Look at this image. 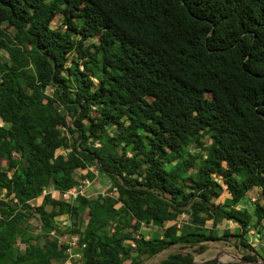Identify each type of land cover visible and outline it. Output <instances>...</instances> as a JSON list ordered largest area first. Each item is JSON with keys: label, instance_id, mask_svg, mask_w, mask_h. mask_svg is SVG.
Returning a JSON list of instances; mask_svg holds the SVG:
<instances>
[{"label": "trees", "instance_id": "trees-1", "mask_svg": "<svg viewBox=\"0 0 264 264\" xmlns=\"http://www.w3.org/2000/svg\"><path fill=\"white\" fill-rule=\"evenodd\" d=\"M0 50V264H62L65 233L77 264L230 235L264 261L245 238L264 233V0H0ZM89 166L106 192L64 201ZM253 187L251 212L236 207ZM222 219L236 231L218 235Z\"/></svg>", "mask_w": 264, "mask_h": 264}, {"label": "rangeland", "instance_id": "rangeland-1", "mask_svg": "<svg viewBox=\"0 0 264 264\" xmlns=\"http://www.w3.org/2000/svg\"><path fill=\"white\" fill-rule=\"evenodd\" d=\"M49 25H50V27L55 28V29L62 26L60 24V17L58 14H56L52 18ZM92 40L93 39H91V38L86 39L85 43H89ZM0 55L3 58H5L6 54L3 50H0ZM56 152H58V151H56ZM62 152H64V151H62ZM89 169L92 170L95 175L91 180L89 179V181H90L89 184L83 188V195L87 196V195H92L93 193H96V192L97 193L106 192V189L109 187V183H110L108 177L97 172L95 170V168L92 166H89ZM45 190L47 192H49L50 194H54L56 192L50 185L47 186ZM261 197H262L261 191H259L258 188L253 187L251 190L247 191L244 194V196L236 203V205H237L236 207H238V206L242 207L243 206L248 212H251L253 200L261 198ZM218 200L222 201V194L220 197H218ZM64 201H66V200H64ZM67 202H69V201H67ZM83 208H84V206H80L79 212H81L83 210ZM178 218H179V221L183 220V219H185V215L180 214ZM55 220L59 223L60 226L68 225V223H69L68 220H65V215L55 216ZM30 222L32 224V232L33 233L39 232V226H38L37 218L31 217ZM261 222H262L261 224H263V226H264V219ZM205 224L209 225V221H206ZM236 226H237V224L234 223L233 221L222 219L216 226L217 234L220 235L224 228H228V229L230 228L229 229L230 232L234 233L236 231ZM138 231L140 233H142L144 235V237L146 238V237L150 236L151 234H153L154 232H157V231L159 232V228H157V226H153V225H148V226L141 225ZM263 232H264V228L262 230V233ZM129 233L131 235H134L131 232H129ZM74 238H76L74 235H69L67 233L58 236V240L60 242L68 244V248L65 250V252H67V254H68V257L62 262V264H77V263L82 262L81 257H80L79 247H77L76 239H74ZM245 238H246L247 242L249 243V245L251 246V248L253 247V249H255V250L258 249V253L260 255H264V233L262 236H257L255 230L251 229L245 235ZM36 241L40 243L43 241V239L38 237ZM128 242L131 243V241H128ZM16 245H17V248H19V249L23 248V244H21L19 241H17ZM204 246H205L204 250L200 253H197V252L192 251V248H190V247H186V248L181 249V248H179L180 247L179 244H172L170 246H167L166 248L161 249L160 251L153 254L152 256L145 258L139 264L156 263L161 258L165 257L168 253L173 252V251H177V250H182V251L188 250L191 252L192 257L197 259V260L198 259H204V258H211L218 253H219V257H221V254L226 253V252L227 253H230V252L233 253L234 257H236V256L242 257L243 254H248V253L252 254L251 250H247L241 244H238L235 240V237L231 236V235L229 237H227V241H224V240L205 241ZM254 260H257L258 262L257 263L249 262L247 264H264L263 263L264 261L262 259H260V257H258V256H255ZM254 260H250V261H254ZM55 264H58V263H55ZM123 264H126V261H124Z\"/></svg>", "mask_w": 264, "mask_h": 264}, {"label": "water", "instance_id": "water-1", "mask_svg": "<svg viewBox=\"0 0 264 264\" xmlns=\"http://www.w3.org/2000/svg\"><path fill=\"white\" fill-rule=\"evenodd\" d=\"M178 233V231H177ZM227 253V252H226ZM222 262V263H240V264H247L249 262L251 263H257L258 261L257 260H254V261H250L244 257H235L233 259H229V260H222L220 259L219 257V253L216 254L215 256L211 257V258H204V259H195L192 257V259L186 263V264H198V263H201V262ZM264 263V262H263Z\"/></svg>", "mask_w": 264, "mask_h": 264}, {"label": "built area", "instance_id": "built-area-1", "mask_svg": "<svg viewBox=\"0 0 264 264\" xmlns=\"http://www.w3.org/2000/svg\"><path fill=\"white\" fill-rule=\"evenodd\" d=\"M88 179H84L82 180L81 184L78 185L77 187H74V188H70V189H67L66 191H64L62 193V198L66 201H73L75 200L76 196L78 194H83V188L89 184V180L87 181ZM76 239V238H74Z\"/></svg>", "mask_w": 264, "mask_h": 264}, {"label": "bare ground", "instance_id": "bare-ground-1", "mask_svg": "<svg viewBox=\"0 0 264 264\" xmlns=\"http://www.w3.org/2000/svg\"><path fill=\"white\" fill-rule=\"evenodd\" d=\"M222 260H229V259H232V258H235L233 253H222L221 254V257H220Z\"/></svg>", "mask_w": 264, "mask_h": 264}, {"label": "crops", "instance_id": "crops-1", "mask_svg": "<svg viewBox=\"0 0 264 264\" xmlns=\"http://www.w3.org/2000/svg\"><path fill=\"white\" fill-rule=\"evenodd\" d=\"M51 196H55L56 195V192L54 194H50Z\"/></svg>", "mask_w": 264, "mask_h": 264}]
</instances>
